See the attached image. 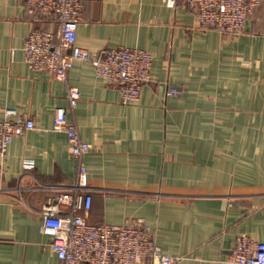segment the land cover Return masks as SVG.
<instances>
[{
    "label": "crops",
    "instance_id": "crops-1",
    "mask_svg": "<svg viewBox=\"0 0 264 264\" xmlns=\"http://www.w3.org/2000/svg\"><path fill=\"white\" fill-rule=\"evenodd\" d=\"M36 28L53 26L23 0H0V106L36 125L0 165V264H62L42 231L43 207L79 172L54 130L59 107L92 145L90 223L143 219L175 264H233L238 237L264 242V3L227 35L167 0H86L80 46L154 57L153 81L131 104L89 63L75 61L65 81L31 70L23 47ZM70 87L82 94L75 108Z\"/></svg>",
    "mask_w": 264,
    "mask_h": 264
},
{
    "label": "built area",
    "instance_id": "built-area-1",
    "mask_svg": "<svg viewBox=\"0 0 264 264\" xmlns=\"http://www.w3.org/2000/svg\"><path fill=\"white\" fill-rule=\"evenodd\" d=\"M86 0H23L28 17H37L53 26L36 28L25 39L28 66L37 73L65 81L75 61L91 64L108 85L116 86L125 104L139 101L143 87L153 81L154 57L137 48L105 49L91 53L78 44V25ZM171 7L191 9L201 28L222 34L242 33L249 17L264 0H167ZM183 93L170 88L169 95ZM82 94L70 87L68 99L77 107ZM33 120H20L14 109L0 106V165L15 137L34 130ZM54 130L64 132L69 152L79 162L76 183L58 193L42 210V231L52 237L50 248L62 264H175L156 242L154 232L143 219L129 225L92 224L87 215L93 205L89 175L83 160L92 145L83 141L77 125L68 121L64 107L56 112ZM26 166H31L28 164ZM229 261L233 264H264V242L245 235L237 238Z\"/></svg>",
    "mask_w": 264,
    "mask_h": 264
},
{
    "label": "rangeland",
    "instance_id": "rangeland-1",
    "mask_svg": "<svg viewBox=\"0 0 264 264\" xmlns=\"http://www.w3.org/2000/svg\"><path fill=\"white\" fill-rule=\"evenodd\" d=\"M258 128L264 130V127L262 124L261 125L259 124Z\"/></svg>",
    "mask_w": 264,
    "mask_h": 264
}]
</instances>
